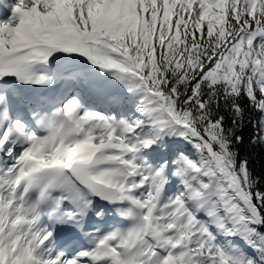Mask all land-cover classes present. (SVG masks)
Returning <instances> with one entry per match:
<instances>
[{
    "label": "snow or ice",
    "instance_id": "1",
    "mask_svg": "<svg viewBox=\"0 0 264 264\" xmlns=\"http://www.w3.org/2000/svg\"><path fill=\"white\" fill-rule=\"evenodd\" d=\"M248 124L264 0H0V264H264Z\"/></svg>",
    "mask_w": 264,
    "mask_h": 264
},
{
    "label": "trees",
    "instance_id": "2",
    "mask_svg": "<svg viewBox=\"0 0 264 264\" xmlns=\"http://www.w3.org/2000/svg\"><path fill=\"white\" fill-rule=\"evenodd\" d=\"M239 134L244 137L243 141L237 145L240 156L248 159L255 174H264V147L252 144L253 126L251 124L246 125Z\"/></svg>",
    "mask_w": 264,
    "mask_h": 264
},
{
    "label": "rangeland",
    "instance_id": "3",
    "mask_svg": "<svg viewBox=\"0 0 264 264\" xmlns=\"http://www.w3.org/2000/svg\"><path fill=\"white\" fill-rule=\"evenodd\" d=\"M61 88H62L61 85H57V86H55V90H56V91H59Z\"/></svg>",
    "mask_w": 264,
    "mask_h": 264
},
{
    "label": "bare ground",
    "instance_id": "4",
    "mask_svg": "<svg viewBox=\"0 0 264 264\" xmlns=\"http://www.w3.org/2000/svg\"><path fill=\"white\" fill-rule=\"evenodd\" d=\"M63 87V85H61Z\"/></svg>",
    "mask_w": 264,
    "mask_h": 264
}]
</instances>
